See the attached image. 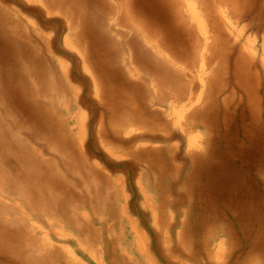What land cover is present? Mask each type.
Returning a JSON list of instances; mask_svg holds the SVG:
<instances>
[{
  "label": "rangeland",
  "instance_id": "obj_1",
  "mask_svg": "<svg viewBox=\"0 0 264 264\" xmlns=\"http://www.w3.org/2000/svg\"><path fill=\"white\" fill-rule=\"evenodd\" d=\"M55 1L4 0V4L39 30L45 56L49 55L46 53L49 48L53 57L63 63L58 70L61 72L66 68L69 85L74 91H68L65 99L70 101L77 94L78 112L86 126L84 147L89 151L99 176L110 177L112 183L97 201L102 208L103 199L107 198L104 210L81 206V214L77 217L81 229L78 231L67 224L64 218L67 213L56 205L57 201L54 210H50L43 220L33 218L42 230L33 233L35 244L29 247L35 248L43 240L48 242L55 248L53 264H248L251 246L262 251L264 256L258 223L252 226L236 222L237 216H242V208L239 211L237 203L256 213L260 211L264 217V151L249 153L245 165L236 156L240 155L239 147L244 139L242 124L249 120L255 109L260 111L264 126V0H187L192 2L191 6L198 15L204 13L205 24L209 19L218 24L221 36L228 43L217 35L213 38L211 34L214 43L210 42L204 56L199 55L200 52L195 55L183 35L178 37L179 31L174 28L170 31L168 24L170 27L174 19L164 11L162 4L159 8L153 0H130L134 8L131 12L134 14L136 9L150 23L149 27H162L174 49L180 51L186 46L180 54L182 58L176 57L177 67L165 62L158 64L152 45L141 39L143 36L151 38L150 29L147 28V34L134 32L136 24L129 19L127 9L122 10L121 0H77L70 9L72 20L70 11L67 14L57 7L61 0ZM61 3L63 7L69 4L68 0ZM183 14H186L185 9ZM120 22L125 26L120 28ZM127 26L131 29H126ZM175 39L180 42H174ZM4 45L0 39V71L8 74L9 70L4 67ZM237 54L243 60L238 59ZM89 57L93 64L88 62ZM171 58L174 60L175 57L171 55ZM246 60L250 63L243 62ZM184 63L189 67L182 73L177 69ZM100 70L105 81L103 91L98 88V92L94 75ZM18 73L14 69L16 76ZM3 81L4 78L0 77V88L6 89ZM220 86H225L223 95L218 92ZM113 94L117 97V107L110 109L111 106L106 105L108 100L103 97ZM226 96L235 99H228L229 103L224 104L222 99ZM214 98L219 101L214 103L215 107ZM9 100L7 102L15 108L18 101H11L12 96ZM195 112L201 127L196 125L194 128L189 120ZM262 136L257 140L260 145L264 142V129ZM207 137H210V146L204 143ZM198 146L206 150H199ZM240 168L244 171L250 169L246 172L245 183L238 182L233 173L234 169L238 173ZM0 194L10 203L11 199L1 192V187ZM65 200L59 199L58 204L61 206ZM132 223L140 234L132 232ZM135 238L144 248L143 255L138 253V245L130 250ZM14 243L17 241L12 240L9 254L0 256V264H19ZM261 261L264 264V259Z\"/></svg>",
  "mask_w": 264,
  "mask_h": 264
},
{
  "label": "bare ground",
  "instance_id": "obj_2",
  "mask_svg": "<svg viewBox=\"0 0 264 264\" xmlns=\"http://www.w3.org/2000/svg\"><path fill=\"white\" fill-rule=\"evenodd\" d=\"M61 1L57 4V7L60 10H65V12L67 14L70 11V17L72 20L73 15H72L70 9H72L75 6L77 0H68L69 4H67V6L64 4V7L61 5L63 3V2L61 3ZM153 1H154L155 5L158 6L159 8H161V4H162L165 7L164 11L169 12L171 17L174 19V23L170 27H169V24L167 23L168 28L170 29V31H172L173 28L176 29V31H179L178 37H180V35H183V37L189 42L188 47H190V50L195 55H198V53L200 52L199 55L204 56L203 54L206 52L207 49H209L210 42H212L211 41L212 40L211 34L214 35L213 38L216 35L219 37V39L223 38L221 36V33H220L221 30L217 26L218 24H216V25L213 24L215 21L211 20V19H209L208 21L206 20L207 24H205L204 18H206V17L202 16L204 13L201 16L198 15L199 13L197 14L196 9L193 8V6H191L192 2L190 3L187 0H153ZM214 2H215V0H214ZM120 3H121L120 6H121L122 10L127 9L129 15L131 16V18H129V19L132 21L134 20V24H136V25H134V28H133V29H135L134 32H136L138 34H140L141 32H144L145 34H147V28L150 29L151 33H149V34H150L151 38H147V36H143V38H141V39H144L145 40L144 42L150 43L152 45L153 52L158 57V59L156 58L158 60V64H163L165 62L169 66L173 65V66L177 67L179 64H177L178 60L176 61V57L178 59L182 58L180 56V54L182 53L184 47H186V46H184L182 49H180V51H177V49H174L175 46H172V43H170L168 41V38L165 37V36H167V35H165L166 31H164L162 29V27H159L158 25H153L152 27H149L150 23L147 21V19H145L143 16H141L140 13L138 11H136V9L134 10V14L131 12L132 9H134V8L131 6L130 0H121ZM175 3H176V5L174 6ZM217 7H219V6H217ZM224 8H226V6H224ZM183 9H185V13H186L185 15L183 14ZM208 9H209V7H208ZM220 9H222V7ZM186 10L189 11L188 14H187ZM61 12H63V11H61ZM65 12H64V14H65ZM221 13H223V11ZM74 19H75V17H74ZM81 20H82V18H81ZM27 21L24 20V18L21 16V14L19 12L14 10L12 7L4 4V0H0V39L5 42V45H4L5 52H3V56H4V60L6 63L4 65V67H6L9 70L8 74L0 71V77L4 78L3 83L6 84V85H4L6 87V89L0 88V187H1V192L3 194H7L9 196V198L11 199L10 203H8L6 200H4L5 197L0 194V256L2 254L3 255L9 254L11 252L12 247L10 244L12 243V240H15V241H17V243H14L15 247H16V252L14 254H15L19 264H51L53 261L55 248L51 247L48 242L43 240L42 244L39 243L37 245V247H35V248L29 247L30 244H35L33 241L34 240V234L33 233H35L36 230L41 229L38 225V222L33 221V218H35L37 220H43L45 215L46 216L49 215L50 210H54L53 206H55V203L57 201L56 205L59 208H62L67 213L66 217H64V218H66L67 224L72 225L78 231V229H81V226H80L81 224L77 221L78 215L81 214L79 212L80 208H82L81 206H89V208H91L92 210H99V211L104 210V207L106 206L107 198L104 197V199H103L104 205L102 208L99 205H97V201L99 199H102L103 190H105L106 187L108 186V184H111L112 181H111L110 177H100L99 176V174L97 173L98 171L95 170L96 165L91 161V157L89 156L90 155L89 151L87 149H85V147H84V144H86V143H83V139H84V136L86 134V126H85V123L83 120V116L80 115V113L78 112L77 94L70 101L65 99V96H67L68 91L72 90L71 86L69 85L68 74L64 70L66 68L65 67H64V69L62 68L61 72H59L58 66L62 67L63 63L59 60H56L55 59L56 57L55 58L53 57L54 55L50 53L51 50L49 51V48L46 50V53L49 55L45 56L44 44H43V41L41 40V35H40L39 30H37L33 25H31ZM76 21H78V20H76ZM123 21H126V23H127V20L125 19L124 16H123ZM119 24H121L120 28H121V26L122 27L125 26L122 24V22H120ZM222 24H224V22ZM70 25L71 24H69V27H70ZM115 25H117V24H115ZM129 27H131V26H127L126 29H131ZM80 28H82V27H80ZM231 28H232V26H231ZM72 34L75 35V33H72ZM135 35H137V34H135ZM232 35H233V33H232ZM45 37H47V36H45ZM74 37H76V36H74ZM47 40H49V39H47ZM170 41H171V39H170ZM176 41H177V39L174 40V42H176ZM177 42L179 43L180 41H177ZM212 43H214V42H212ZM226 44H228L227 41H226ZM253 45H254V42H253ZM230 46H231V44H230ZM188 47L185 50H188ZM82 49H84V48H82ZM163 49H165L164 53H163ZM185 50H184V53L186 54ZM215 53H216V51L213 52V54H215ZM239 53L242 54L241 52H239ZM245 53H246V51H245ZM246 54H242V55L243 56L245 55V57H246ZM89 55H91V54H89ZM89 55H87V56H89ZM171 55H173L175 57L174 60L171 58ZM237 56H238V59L243 60L241 55L237 54ZM57 58H59V57H57ZM84 59H86V58L84 57ZM81 60H83V59H81ZM249 61L246 60L243 62L248 63ZM84 62H85V64L87 63L86 61H84ZM88 62L90 64L94 63L90 57L88 59ZM193 62H194V60H192V63ZM87 65H89V64L87 63ZM245 65H247V64H245ZM81 66H83V64ZM206 66L207 65H205V67ZM186 67H189V64L184 63L183 65H180L177 70L182 72L186 69ZM95 68H97V66ZM237 68H238V66H237ZM14 69L19 72L17 76L14 74ZM83 70H84V68H83ZM202 70H204V69H202ZM234 70H236V69H234ZM192 71H194V70H192ZM93 72H95V71H93ZM96 72H97V75L96 76L94 75L95 80L93 79L94 84L97 87V91H98V88H100V90L103 91V87H104L103 83L105 81V79H104L105 76L103 75L101 70L96 71ZM237 72H238V70H237ZM182 73H179L180 77L182 76L181 75ZM202 73H203V71H202ZM219 73H220V71H219ZM197 74H200V73H197ZM242 74H245V72ZM246 74H249V73H246ZM202 75L203 74H201L200 76H202ZM237 79H239V78H237ZM198 81H200V80H198ZM203 83H204V81H203ZM92 85H93V83H92ZM162 85H164V84L162 83ZM165 85H166V83H165ZM255 85H256V83H255ZM108 89H109V87H108ZM104 90H107V89H104ZM89 91H91V90H89ZM160 91H161V88H160ZM224 91H225V86H220L218 89V92L220 93V95H223ZM253 92H254V90H253ZM6 94H10V96H4ZM11 96H12L11 101H13L14 99H16V101H18V104H16L15 108H12L10 106V104L7 102V101H10L9 99ZM103 99L108 100V101H106L107 102L106 105H107V107L111 106L110 109L117 107V101H116L117 97L115 94H113L112 96L106 95L103 97ZM228 99H231V97L226 96L225 98L222 99V102L224 104L226 102L229 103ZM232 99L234 100L235 98H232ZM212 103L214 105V103H219V101L217 100V98L216 99L214 98ZM206 104L207 103H205V105ZM258 106H259V104H258ZM125 107H126V105H125ZM213 107H215V105ZM18 111H20V113ZM240 111H242V110H240ZM120 112H121V110H120ZM144 112L146 115V111H144ZM216 113H217V110H216ZM120 114H119V116H120ZM114 115L116 116L118 114H114ZM85 117H86V115H85ZM119 118H121V116ZM101 119H102V117H101ZM111 119H112V116H111ZM115 119H116V117H115ZM139 119H140V117H139ZM196 119H197V112H195L194 115L189 116V120H192L191 124L194 128H197L196 125H198V127H201V123L199 121H196ZM100 120H99V125H98L99 129H101V123H100L101 121ZM242 120H243V118H242ZM119 121H121V120H119ZM262 124H263V122L261 120V113L259 110H256V109L251 114L249 120L242 124L241 133H242V136L244 139L240 143V147H239V149L241 150L240 155L236 154V156L239 158V161L241 162L242 165L246 164V158H247L249 153H255L256 150L257 151H264V142H262V145L258 144L259 142L257 143V140H259L260 138H263V136L261 137V134H262L263 129H264V126ZM138 126H140V125L138 124ZM141 126H143V125H141ZM139 128H141V127H139ZM149 129L153 130V128H149ZM104 130H105V128H104ZM157 130H158V127H157ZM164 130H165V128H164ZM164 130H163V132H164ZM207 130H208V128H207ZM209 130H212V129H209ZM117 131H118V129H117ZM98 132L100 133L101 130ZM210 132H212V131H210ZM111 137H114V136H111ZM209 139H210V137L205 138L204 143L206 144V146L211 145V140H209ZM106 141H108V140H106ZM111 145H113V144H111ZM198 148H199V150L205 149L202 146H198ZM140 153H142V152H140ZM233 155H235V153H233ZM146 160L148 161V158ZM150 164H151V162H150ZM249 170L250 169H248L247 171H249ZM247 171L241 170V168H240V170L238 169V173H237L235 169L233 170V173H234L235 177L238 179L237 180L238 182H241V183L247 182V175H246ZM103 174H105V173L103 172ZM263 174H264V171H263ZM114 184H115L114 185V188H115L116 183H114ZM111 189H112V187H111ZM110 194H108V195H110ZM89 195H92V198L89 197ZM63 198H66V200L63 201L61 206H60L58 204V200L63 199ZM99 203H101V202H99ZM96 206L98 207V209ZM236 208H238L239 211L242 208V211H241L242 216L238 214L239 216H237L236 222L238 220V222L240 224L245 223V225L249 224L252 226L254 224L258 223V226H257L258 230H259L258 237H259L260 241L264 244V217H263V213H261L260 211H258L256 213L252 209L249 210L244 206L240 207L239 203H237ZM121 213H122V210H121ZM124 214H125V212H124ZM160 214H162V213H160ZM254 214H256V215L253 217ZM49 223H50V221H49ZM48 226L50 227V225H48ZM58 227H60V226H58ZM82 227H84V226H82ZM131 229H132L133 233H135V234L139 233V230L137 229L136 226L133 225V223H132ZM87 230H88V228L86 229V231ZM223 230H224V228H223ZM80 231L84 232L82 230H80ZM117 231H119V228ZM62 233H64V232L62 231ZM228 233H229V235H231L230 230L228 231ZM73 234L77 235L75 232ZM40 237H42V236H40ZM135 239H136V241H134L133 239L131 241L130 250H132L133 248H136L135 245H138L139 247L136 249L138 250L139 254L143 255L145 253L144 248H143V246L141 247L140 241L137 238H135ZM36 240H35V242H36ZM41 240H42V238H41ZM177 245H175V247ZM254 246H258V245L255 244ZM17 249H19V251H17ZM181 250H183V249H181ZM181 250H178V252L179 251L182 252ZM248 253H249L248 255L250 257V262L248 264H262L261 260L264 259L262 251L251 246ZM70 254H71V252H70ZM205 254H207V253H205ZM210 256H211V254H210ZM146 257H148V255H146ZM11 260H13V259H11ZM75 261H77V260L75 259ZM168 261H170V260H168ZM188 262H189V260H188Z\"/></svg>",
  "mask_w": 264,
  "mask_h": 264
}]
</instances>
